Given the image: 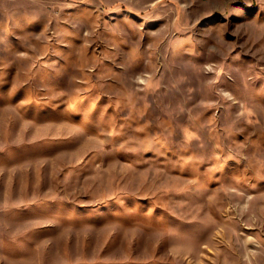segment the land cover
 Wrapping results in <instances>:
<instances>
[{
	"label": "rangeland",
	"instance_id": "1",
	"mask_svg": "<svg viewBox=\"0 0 264 264\" xmlns=\"http://www.w3.org/2000/svg\"><path fill=\"white\" fill-rule=\"evenodd\" d=\"M0 264H264V0H0Z\"/></svg>",
	"mask_w": 264,
	"mask_h": 264
}]
</instances>
